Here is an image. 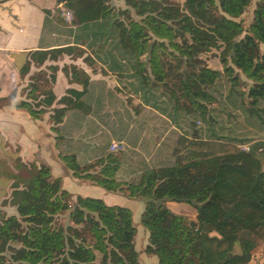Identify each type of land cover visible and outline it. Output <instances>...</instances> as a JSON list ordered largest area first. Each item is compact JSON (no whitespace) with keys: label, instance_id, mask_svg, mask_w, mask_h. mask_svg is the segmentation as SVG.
<instances>
[{"label":"trees","instance_id":"1","mask_svg":"<svg viewBox=\"0 0 264 264\" xmlns=\"http://www.w3.org/2000/svg\"><path fill=\"white\" fill-rule=\"evenodd\" d=\"M122 1L126 9H114L101 0V20L109 25L104 36L123 44L141 81H150L148 65L165 96L175 104L188 98L195 118L203 122L212 116L206 105L215 102L212 91L222 79L229 90L227 99L235 92L245 105L246 97L249 110L264 100V55L259 48L264 45V0H256L247 26L243 16L252 0ZM208 38L213 45L215 39L228 45L220 58L222 72L204 67L198 58L209 50ZM73 50L30 53L29 57L43 64ZM29 65L21 69L22 74ZM65 74L82 90L68 89L57 101L62 107L52 109L50 116L55 127L69 109L85 107L82 98L88 75L74 66L65 68ZM240 75L251 84L241 81ZM25 92L26 100L18 107L34 119L55 102L50 89L39 92L35 79ZM212 135L207 140L199 139L197 131L190 138L178 135L174 164L144 170L132 183L116 178L119 162L111 153L97 162L101 165L97 173L81 167L73 156L60 159L79 179L145 201L140 218L148 232L144 252L155 256L157 264H242L251 259L257 239L264 234V171L256 149L242 152L238 148L241 141ZM18 169L9 198L1 203L15 207L16 215L7 216L0 210V264H140L134 248L136 228L128 208L72 196L45 165L32 162ZM167 200L192 206L195 221L172 213L165 206ZM65 214L69 222L59 223ZM236 247L239 254H234ZM193 249L196 261L190 263Z\"/></svg>","mask_w":264,"mask_h":264},{"label":"crops","instance_id":"2","mask_svg":"<svg viewBox=\"0 0 264 264\" xmlns=\"http://www.w3.org/2000/svg\"><path fill=\"white\" fill-rule=\"evenodd\" d=\"M255 2L251 1L243 16L245 26L252 19ZM101 3V0H0V210L8 215L16 214L15 207L1 203L9 198L11 184L19 174L18 166L34 162L47 166L54 178L61 179L62 188L74 197L100 199L107 206L128 208L136 228L134 242L140 226V236L147 245L148 232L140 225L145 201L128 198L123 192H108L73 176L60 157L73 156L81 167L97 173L101 169L97 162L111 153L119 162L116 178L132 183L144 170L174 164L178 135L190 138L197 131L199 139L207 140L212 129L191 125L196 115L189 99L183 98L184 103L175 104L166 97L163 85L153 80L148 65L145 70L150 81H141L135 62L128 58L123 44L106 40L104 32H109V25L101 20ZM107 3L114 9H126L122 0H107ZM66 13L70 14V21ZM65 48L76 50L47 59L43 64L34 63L29 57L30 53ZM259 48L264 55V45L260 44ZM199 59L207 67L222 72V66L211 67V60ZM28 62L29 70L22 74L21 69ZM71 66L89 77L82 98L85 107L69 109L55 127L50 116L52 109L62 107L57 101L68 89L82 90L80 84L70 82L65 74V68ZM34 79L39 92L50 89L55 97V102L39 119L18 107L26 100L25 89ZM240 79L251 84L243 75ZM228 91L225 88L223 92V138H233L241 141L238 146L256 149L264 171V100L255 105L258 110H249L246 97L244 105L235 92L227 99ZM206 107L212 113L211 106ZM111 142H121L123 149L110 152ZM165 206L170 210L172 207L176 215L191 221L196 219L195 209L188 204L167 200ZM234 254H239L238 247ZM139 255L138 252V259ZM146 256L145 264H157L155 256ZM242 264H264V234L257 239L251 259Z\"/></svg>","mask_w":264,"mask_h":264},{"label":"rangeland","instance_id":"3","mask_svg":"<svg viewBox=\"0 0 264 264\" xmlns=\"http://www.w3.org/2000/svg\"><path fill=\"white\" fill-rule=\"evenodd\" d=\"M180 3H182V0H179ZM132 13V12H131ZM133 14V13H132ZM133 16V15H132ZM203 33L205 32L204 29H202ZM203 36H207L206 32L203 34ZM209 43L208 45H210L209 47V50L208 51H204L202 52L201 54L198 55V58L200 57H205L206 59L208 60H211L210 61V65L211 67H219L222 66L221 62H220V58L223 57V51L225 49H227V44L225 45L223 43L222 40L220 39H215V45H213L211 42H213L211 39H209ZM223 44L225 45V48L223 50ZM216 45H218V47H216ZM218 53V54H217ZM220 53V54H219ZM218 58V59H216ZM202 63H203V66H207L205 64V62L201 59ZM184 71L187 70V67L183 66L181 67ZM192 69H190L191 71ZM194 71H197L198 68L196 69H193ZM192 70V71H193ZM225 86H223V79L220 80L217 85L215 86V89L212 91V94L213 96L215 97V102L212 103L210 106H211V109H212V113L210 116V119L208 120V122H203L201 121L200 119H197V118H194L192 119L191 121V125H193L195 128H203L204 126H207V127H211L212 131L211 133L212 134H215L216 136L218 137H221L223 138V92L225 91ZM227 89V88H226ZM264 110V107L262 109V111ZM264 113V112H262ZM210 135V138L211 136L213 135ZM240 146V145H239ZM241 151V150H240ZM186 204V203H185ZM2 206V205H1ZM11 207V206H10ZM192 207V206H191ZM169 209V208H168ZM170 210V209H169ZM171 210H172V207H171ZM170 210V211H171ZM8 212L11 211V210H7ZM172 213H174L173 211H171ZM6 214V213H5ZM7 216H10L8 214H6ZM16 215V214H15ZM137 219V218H136ZM59 223L61 224H66L68 223V217H67V214L61 216L59 219H58ZM142 231V228L139 226L138 228V234L136 236V241L134 242V248L135 250L137 251V253H141V255H139V262L141 264H145V261L147 259V256L146 254H142L144 252V249L146 247L145 245V239H143L140 235H141V232ZM196 261V250L193 249L190 253V256L188 258V262L190 263H193Z\"/></svg>","mask_w":264,"mask_h":264},{"label":"built area","instance_id":"4","mask_svg":"<svg viewBox=\"0 0 264 264\" xmlns=\"http://www.w3.org/2000/svg\"><path fill=\"white\" fill-rule=\"evenodd\" d=\"M66 18L70 21L71 20V16L69 13H66ZM239 150H241L242 152H249L250 147L249 145H240L238 146ZM123 149V145L121 142H111L109 145V151L110 152H117Z\"/></svg>","mask_w":264,"mask_h":264}]
</instances>
